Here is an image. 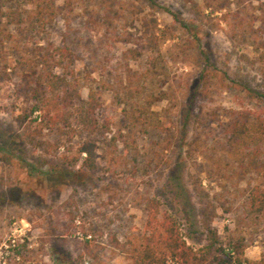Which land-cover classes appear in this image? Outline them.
I'll return each instance as SVG.
<instances>
[{"label": "rangeland", "instance_id": "1", "mask_svg": "<svg viewBox=\"0 0 264 264\" xmlns=\"http://www.w3.org/2000/svg\"><path fill=\"white\" fill-rule=\"evenodd\" d=\"M54 6L44 21L27 0H0V264H131L151 198L195 249L209 227L233 259L239 245L264 257V219L244 210L264 179L241 174L224 139L241 112L264 111V0ZM43 63L79 93L59 108L67 126L30 113L35 93L51 94Z\"/></svg>", "mask_w": 264, "mask_h": 264}, {"label": "trees", "instance_id": "2", "mask_svg": "<svg viewBox=\"0 0 264 264\" xmlns=\"http://www.w3.org/2000/svg\"><path fill=\"white\" fill-rule=\"evenodd\" d=\"M27 1L35 5L32 18L51 20L56 10L54 0ZM30 18L28 15V19ZM20 21L21 19L18 20ZM27 65L34 66V63L29 62ZM35 69L31 70L32 74L36 73ZM36 77L37 84L43 80L44 89L51 94L46 96L40 92L35 93V103L30 108V113L38 108L42 112L43 121L47 122L49 127L60 124L63 120H65L63 124L67 126V119L59 112V108L70 97L71 92H76L78 98L79 93L65 76L53 72L52 68L47 70L44 63L43 70ZM92 100L82 101L83 105L78 108L80 113L77 112L79 114L77 118L85 128L88 127L86 118L90 113H94L95 106ZM241 113L243 116L233 119L224 129L226 151L229 156H237L236 161L241 174L256 175L264 179V111L254 114L251 118L249 112ZM94 121L91 120L93 124ZM260 146H263L262 150ZM81 150L85 153L81 164L93 169L95 167L93 149L82 147ZM244 191H246L244 210L248 220L256 222L264 219V188L249 184ZM160 206L156 198L146 201L144 230L134 240L128 241L126 249L131 264H264V257L258 261L248 259L244 254L243 245H239L233 259L223 247L217 246L218 236L209 227L206 243L195 249L181 234L174 216L162 212Z\"/></svg>", "mask_w": 264, "mask_h": 264}, {"label": "built area", "instance_id": "3", "mask_svg": "<svg viewBox=\"0 0 264 264\" xmlns=\"http://www.w3.org/2000/svg\"><path fill=\"white\" fill-rule=\"evenodd\" d=\"M80 236L83 237L82 234H80ZM84 238L89 239V238H91V236L88 235V236H85ZM84 264H89V261L85 260V261H84Z\"/></svg>", "mask_w": 264, "mask_h": 264}]
</instances>
